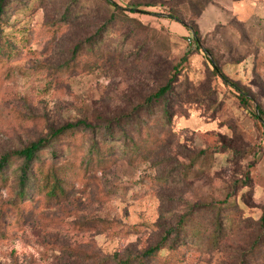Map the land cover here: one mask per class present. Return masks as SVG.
<instances>
[{"label": "rangeland", "instance_id": "rangeland-1", "mask_svg": "<svg viewBox=\"0 0 264 264\" xmlns=\"http://www.w3.org/2000/svg\"><path fill=\"white\" fill-rule=\"evenodd\" d=\"M157 1L146 8L154 13L119 12L108 29L113 8L106 0L7 1L0 37L11 54L0 61V155L67 122L87 119L98 129L127 115L181 65L168 98L171 121L162 118L161 104L142 113L163 129L146 153L125 155L122 136L114 159L87 171L81 152H73V173L58 198L42 183L17 202L16 171L7 168L0 264H118L182 220L204 239L187 238L176 253L165 250L148 264H264V121L253 113L256 104L264 108V0L197 19L200 48L182 22L166 16L177 6L186 20L189 4ZM78 42L88 47L70 68ZM211 58L248 93L247 105ZM77 137L90 144L91 133ZM45 154L59 164L49 149ZM218 214L235 221L207 243Z\"/></svg>", "mask_w": 264, "mask_h": 264}, {"label": "trees", "instance_id": "trees-1", "mask_svg": "<svg viewBox=\"0 0 264 264\" xmlns=\"http://www.w3.org/2000/svg\"><path fill=\"white\" fill-rule=\"evenodd\" d=\"M8 0H0V30L2 28L3 17L6 11ZM107 5L112 7L107 24L103 27L108 29L110 24L116 19L117 14L130 10L131 12L154 13L146 10L147 7L158 6L157 0H127L126 6L118 4L115 0H106ZM211 0H183V3H188L191 8V15L185 20L177 6H170L166 16L182 22L191 32V39L201 46V32L197 24V19L203 13ZM201 4V5H198ZM198 5V6H197ZM196 11H193V9ZM195 12V14H194ZM190 20V22H188ZM142 25V24H140ZM1 36V35H0ZM82 42L75 43L72 47V58L68 61L70 68L77 66L78 61L82 58L84 48L87 44ZM11 44L0 37V61L9 54ZM91 50L95 46H91ZM95 56L101 58L96 52ZM186 55L182 57L184 63ZM213 70L222 77L225 83L237 87L239 96L244 105L250 102L248 93L236 85L228 78L220 69L217 61L211 58ZM180 65L174 66L167 82L160 86L155 92L148 95L142 105H137L127 115L113 117L103 120L104 126L97 127L93 122L87 119H79L77 121L67 122L59 127L52 128L46 135L31 141L27 145L10 149L0 155V188L8 183L7 168H15L16 171V187H17V202L24 199L29 193L30 188L40 189L42 183L47 187V193L51 198L60 197L67 191L65 186L68 183L67 177L69 173H73L72 166L69 164L70 154L73 152H81L82 165L88 171L91 167L105 166L109 161L114 159L117 149V140L122 136L125 137V142L119 144V148H123L125 155L136 157L142 155L152 149L157 141H159L160 133L163 129L155 126V122L150 123L148 115L142 114L147 109L156 104H161V111L165 122L171 121V106L169 103L170 91L174 88V83L178 79ZM172 93V92H171ZM255 100V99H254ZM256 112H253L255 117L264 121V108L260 104L255 105ZM91 133L90 144L86 146L85 142L78 141V133ZM120 137V138H119ZM56 145L61 146V150L55 149ZM82 147L83 150L80 149ZM51 151L52 159L58 160L47 161L48 157L45 154L46 150ZM61 161V162H60ZM249 179V173L246 174ZM247 185V184H246ZM264 226V210L260 217ZM235 221L233 218L227 217L225 220L219 218V214L213 220L212 226L207 232V243H215L220 238L224 225L227 222ZM264 228V227H263ZM199 230L194 223L189 224L188 220H182L175 228H169L163 237L152 246L147 247L140 256H129L127 259L119 260L118 264H148L150 259H157L162 256V252L169 250L176 253L180 246L187 241L194 240L196 242L204 239L199 236ZM258 243L256 242L255 245Z\"/></svg>", "mask_w": 264, "mask_h": 264}, {"label": "crops", "instance_id": "crops-1", "mask_svg": "<svg viewBox=\"0 0 264 264\" xmlns=\"http://www.w3.org/2000/svg\"><path fill=\"white\" fill-rule=\"evenodd\" d=\"M244 4H247V0H211L209 5L205 8L203 13L198 18V23L202 24L205 20L207 21V18L210 17L218 18L220 17V14L222 15V12L228 13V11H233L236 14L240 13V10L242 9Z\"/></svg>", "mask_w": 264, "mask_h": 264}]
</instances>
